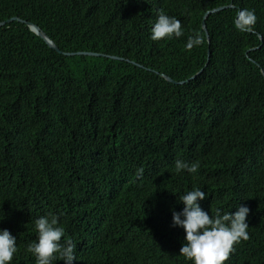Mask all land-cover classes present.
Instances as JSON below:
<instances>
[{"label":"trees","instance_id":"obj_1","mask_svg":"<svg viewBox=\"0 0 264 264\" xmlns=\"http://www.w3.org/2000/svg\"><path fill=\"white\" fill-rule=\"evenodd\" d=\"M231 4L206 19L209 44L206 13ZM240 9L255 10L253 32L235 28ZM161 10L184 36L151 39ZM15 17L62 53L25 23L0 28V230L17 240L11 264H36L27 247L50 215L61 243L76 245L73 264H194L180 256L186 232L173 212L196 188L209 215L250 209V239L226 264H264V0H0V23ZM196 33L205 42L189 51ZM80 52L103 56L65 55ZM202 69L183 85L163 77ZM177 159L198 162L197 173H178Z\"/></svg>","mask_w":264,"mask_h":264},{"label":"clouds","instance_id":"obj_2","mask_svg":"<svg viewBox=\"0 0 264 264\" xmlns=\"http://www.w3.org/2000/svg\"><path fill=\"white\" fill-rule=\"evenodd\" d=\"M236 8L235 6L234 9ZM257 22L255 10L240 9L234 18V26L240 32H253ZM184 34L181 21L161 10L152 28L151 39L161 41L173 37L180 38ZM204 42L205 37L196 33L188 37L186 48L191 51ZM198 168V162L189 164L179 159L175 161L178 173L186 170L194 174ZM142 173L143 169H140L139 174ZM204 199L206 196L202 190L196 188L188 191L180 197V201L185 205L183 213L173 212L174 226H180L186 232V243L180 249V256L194 261V264H226L235 251V245L250 239L249 225L246 222L250 209L241 206L235 214H221L217 209L215 216H212L200 206L199 201ZM35 228L38 240L30 244L27 251L35 256L36 264H52L58 256L65 264H73L76 260V245L71 239L61 243L65 237V229L60 226L57 216L40 217L35 221ZM17 252L16 238L10 231L0 230V264H11Z\"/></svg>","mask_w":264,"mask_h":264},{"label":"water","instance_id":"obj_3","mask_svg":"<svg viewBox=\"0 0 264 264\" xmlns=\"http://www.w3.org/2000/svg\"><path fill=\"white\" fill-rule=\"evenodd\" d=\"M234 9L235 8V6H233V5H230V6H225V7H219V8H217V9H214V10H211V11H209V12H207L206 13V15H205V19H204V21H203V30L205 31V33H206V36H207V40H208V43L210 44L211 43V41H210V35H209V32H208V29H207V24H206V19L210 16V15H212V14H216V13H218V12H221V11H224V10H226V9ZM15 21H19V22H22V23H25L29 28H30V30L33 32V33H35L37 36H39L40 38H42L45 42H46V44L51 48V49H53L54 51H56V52H58V53H62V51L59 49V47L55 44V42L52 40V39H50L41 29H40V27L39 26H37V25H35V24H33V23H29V22H26V21H23V20H21V19H19V18H17V17H15V18H12V19H10V20H8V21H5V22H1L0 23V28H3V27H5L7 24H9V23H11V22H15ZM261 39H262V37H260ZM253 50H255V49H253ZM208 53H209V56H210V54H211V52H210V50L208 51ZM65 55H67V56H70V55H87V56H103L102 54H98V53H91V52H80V53H77V54H67V53H65ZM105 56V55H104ZM111 58H113V59H117V60H121L120 58H118V57H111ZM203 72V69L197 74V75H195L194 77H192L191 79H189V80H187V81H184V82H176V81H174L173 79H171L170 77H168V76H166V75H163V77L168 81V82H170V83H172V84H175V85H183V84H185V83H187V82H189V81H191V80H194L198 75H200L201 73ZM264 74V73H263Z\"/></svg>","mask_w":264,"mask_h":264}]
</instances>
